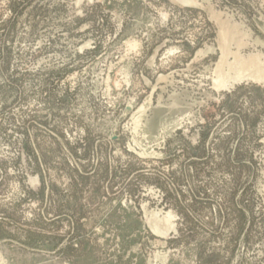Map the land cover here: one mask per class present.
Segmentation results:
<instances>
[{
	"label": "rangeland",
	"instance_id": "1",
	"mask_svg": "<svg viewBox=\"0 0 264 264\" xmlns=\"http://www.w3.org/2000/svg\"><path fill=\"white\" fill-rule=\"evenodd\" d=\"M192 1L0 0V264H264V0Z\"/></svg>",
	"mask_w": 264,
	"mask_h": 264
},
{
	"label": "water",
	"instance_id": "2",
	"mask_svg": "<svg viewBox=\"0 0 264 264\" xmlns=\"http://www.w3.org/2000/svg\"><path fill=\"white\" fill-rule=\"evenodd\" d=\"M83 0H80V2H82ZM90 2H93V0H89ZM177 4L181 5L183 8H188V9H202L201 6L199 4L194 3L192 0H174ZM164 48V45L156 48L153 52V55L150 59V62H155L159 52ZM258 79L261 77H257ZM145 83L147 84V86H149V81L147 79L144 78Z\"/></svg>",
	"mask_w": 264,
	"mask_h": 264
},
{
	"label": "bare ground",
	"instance_id": "3",
	"mask_svg": "<svg viewBox=\"0 0 264 264\" xmlns=\"http://www.w3.org/2000/svg\"><path fill=\"white\" fill-rule=\"evenodd\" d=\"M86 33V32H85ZM140 50V49H139ZM74 52V51H73Z\"/></svg>",
	"mask_w": 264,
	"mask_h": 264
}]
</instances>
